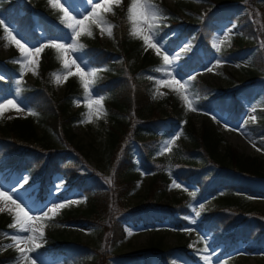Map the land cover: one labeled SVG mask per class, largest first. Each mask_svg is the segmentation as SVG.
I'll return each mask as SVG.
<instances>
[{
	"label": "rangeland",
	"instance_id": "1",
	"mask_svg": "<svg viewBox=\"0 0 264 264\" xmlns=\"http://www.w3.org/2000/svg\"><path fill=\"white\" fill-rule=\"evenodd\" d=\"M21 1L22 6H24V1L26 0ZM34 1H36V5L41 3L42 8L51 15H61L59 10L53 9L49 6L47 0ZM81 1L82 3L80 0H61L67 10L78 18H81L83 14L88 13L91 8L88 0ZM210 1L214 3L211 4ZM151 3L161 4L165 9L169 8L171 10H176L179 15L177 19L178 24L173 28L171 27L172 24L166 19L159 21V25L162 23L161 25L169 27L170 31L168 34H165L166 38L156 37L163 45V48L161 49L162 52L166 50L165 54L178 56L174 61L173 66L167 69V71L171 72L177 79L188 81V79L192 78L194 75V73L186 75V72L180 70V59L184 57L188 58V55L193 53V48L195 49L193 42L194 35L191 32L183 34L182 31H186L189 24L198 23L203 14L209 11L215 4V6H221L220 13L222 16L227 13L231 16L223 17L218 23L213 24V36L210 42L213 51L208 54V58L203 56L206 52L205 50L199 51L200 54L198 57L203 61V67L196 75L212 83L213 87L217 90L215 96L223 95L228 101L231 100L234 95L233 90L241 89L240 87L243 86L242 84L248 85L252 80H259V85L252 90H239L237 96L240 97L243 102L237 115L234 114L233 116V114H230L229 112H223L220 108L198 110L197 104L201 103L203 98L196 95L193 97L196 99L195 108L197 110L187 111L181 100L175 101L177 104L169 101L171 100L170 98L174 91L171 87L159 86V93L168 96L165 100L162 97L160 99L158 98V100L153 98L154 91L157 88L155 81L164 79V73L161 71L157 72V75L150 74L149 72H151L153 68L146 66L142 68L141 63L143 56H137L133 58V60L131 59L133 63H136L134 66V72L137 73V78L143 80L149 77V81L154 83L151 91L153 106L156 109L155 113H160L161 111V107L157 106L159 105L158 102L165 101L164 103L171 108L170 110L175 112L183 110V113L185 112V114L192 118H190V121L187 120L186 124L188 126L189 122H191L189 126L194 125L196 133L203 132L204 127H206L204 123H208L214 127L216 133H218L217 135L223 139L219 145V152H221L220 155H225L230 151L239 157L251 159L259 158L264 161V136L257 134L256 131L260 129L254 131L255 127H260L262 123H264V64L257 66L256 68L252 66L253 55L260 51L264 53V0H151ZM126 4H129L126 3V0H122L118 6L113 4L111 6L113 7L115 14H104L111 19V21L107 20V18L106 20L114 25L111 37L107 35L106 31L102 35L100 29L96 27L100 43L115 54V59L119 60H121V58L117 56L118 49L116 41L113 39V30L116 26L115 24L119 22V14L124 11V6H126ZM180 6H184L185 9L183 7L179 9ZM159 8L162 9V7ZM1 11L2 8L0 5V19L4 20ZM43 14L46 13L43 12ZM239 16L245 17L254 23L255 28H253V34L251 36L252 41L254 40L251 44L253 49H248V51L238 57L227 56L233 45L231 35L239 32L237 28L238 20L234 19ZM32 18L36 22H40L42 19L36 13L32 14ZM26 22L27 18L25 24ZM13 28L19 33V28L17 29L15 26ZM2 30L3 27L0 26V37H3L4 35ZM34 31L41 35L42 27L39 23L34 26ZM192 31L196 32L198 31V28L195 27ZM226 36L229 37L230 40H225ZM19 37H21L20 33ZM42 37L43 36H41V38ZM168 39L175 41V43H167ZM251 39L249 40L250 42ZM217 41H225L221 45L219 52L213 47L214 42ZM22 42H25L31 47L46 44L42 39L32 42L22 40ZM5 43H7V41L0 38V59L2 61L7 59L5 63L16 64L13 61L19 59L20 54L18 50L15 46L11 45L7 48L4 47ZM67 43H70V40L65 42V44ZM188 45H190V47H187V50H184L185 46ZM149 50L151 54L159 57L160 65H158L157 68H161L163 64L161 57L156 54L154 49L149 48ZM43 51L38 58L36 74L21 68L14 74V77H17V80H22L23 83L33 84L39 82L42 85V69L46 61ZM70 58L76 59L77 63L80 64L86 72L92 70L80 52H71ZM261 59L263 58L260 57V60ZM218 60L221 62L219 65L216 63ZM208 68H213V70L208 71ZM71 71H76L75 66L71 68ZM22 72H24L23 76H21ZM251 73L254 74L255 77H251ZM2 78H4V73L0 69V79ZM51 90L57 99H61L67 92V80L60 85H57L52 78ZM93 94L94 96L99 97L95 92H93ZM6 98L17 100L24 111L18 113L14 109H11L4 113L2 120L10 121L14 119L31 118L37 126L39 133L45 132L44 127L46 126L40 123L38 116L28 115V111L31 110V107L20 97L15 95L6 96ZM75 101H79L80 103L79 105L74 103L71 111L73 113L79 112L81 119L70 126V130L74 136L61 139L51 129L48 127H46V129H49L51 132L55 150L57 149L61 151L62 160H65V163H73L74 166L72 167L77 169L75 171H78V173L84 175V177L93 178L88 180L89 182L87 185H84L82 189L84 188V190L89 193L105 189L108 191L107 188L109 186L117 187V181L114 179V160L109 151L104 149L106 135L114 126V121L107 113L106 117L99 120L93 116L92 123L82 122L85 120L84 114L88 111L85 107L84 95L77 98ZM103 107L105 109L104 104ZM253 117H255V120L252 119ZM184 131V128H179L177 133L173 135L174 137L177 134H180L179 138L176 139L175 143L171 146V150L163 152L165 155H168L174 148L182 149V147H189V140L188 137H185ZM143 136V134H140L139 136L132 135L127 142L133 149V163H135V165H140L138 168L141 170V173L137 178L138 181L133 191H130V188L124 189L120 187L121 194L120 192L119 194L122 195V200L120 199V201L118 199V203L121 204H118L117 206L118 214L115 216L113 223L106 222V220H101L100 223L94 224L87 222L59 223L69 211L77 209L83 211L86 209L84 190L82 191L75 187L70 189L67 187L62 171H56L53 173L54 178L51 177V181L47 187L42 186L41 183L34 182L36 176L41 174L38 166L33 171V174L30 173L31 182L28 181V173L24 168L17 173L10 172L9 170L0 171V185L5 189H17L20 199L29 207H32L34 211L43 209L46 206H51L55 203H64L71 200L82 201L78 204H67L66 207L59 210L58 214L54 215L53 219L42 221V223L47 225L44 229L45 235L42 246L29 253V255L35 259L36 264H79L77 259L74 260L65 255H55L54 253L42 254L41 250H44V247L48 244L47 241L50 240L51 242L50 237L60 238L66 243H80L85 245L86 247L82 249L83 253L75 256H81L84 261L91 262L92 264H95L96 262L97 264H122L120 258L130 255L147 256V260H149L151 264H159L160 253L157 252H162L165 258H168L172 264H264V244H262L260 248L249 250L246 249V245H244L243 242H236L234 245L227 248L224 247L222 243H214L212 234L210 233L211 231L203 229L198 225L202 214L220 208L226 204V199L229 198V195L226 194V191L221 189L211 191L201 199H198L195 195V201L190 206L191 213L187 217L188 221L182 225L175 219L167 217L164 221L147 226L143 218L140 217L149 213L150 211L147 212V208L151 207V204L158 199V197H155V200H151L152 202H149V199L147 200V196H149L150 193L152 175L161 168H163L165 173H169V170L167 164L155 165L154 169L149 166L146 168L144 165L140 164L142 158L139 145L141 143L144 144L143 142L146 141ZM171 139L167 141H170ZM165 142H157L155 144H161L162 148ZM69 148L73 151H70ZM257 148H259L260 151H257ZM0 154L2 156L1 165L6 168H12V164L13 162H16V160L11 159L4 161L5 155L2 153ZM194 157L197 158L198 156ZM158 158H160V156H158L157 159ZM28 161L31 163L32 159H29ZM152 162L154 163V159ZM198 162L200 164L199 166L205 169V175L207 176L212 177L215 174L221 173L225 175V172L216 169L215 166H205L206 164H203L201 159H198ZM233 166V163L231 166H228L227 164L229 171L238 172L234 168L235 166ZM43 169L44 171L46 170L50 172V169L46 166H44ZM247 176L252 179L256 178V181L262 182L259 184L256 183L254 189L257 188V192L236 190L235 196L237 195L239 198L242 196L241 200L243 201L242 203L245 209L253 216L259 215L264 219V181L260 176L255 177L251 174H248ZM25 177L27 178L26 183H24L23 180ZM242 178H238V180H243ZM109 180H111V183L108 182ZM238 180L234 182H238ZM174 182L179 184L180 187H174ZM21 184L23 185L22 187L20 186ZM57 185L60 187L57 188ZM44 189H47L46 194H42ZM167 192L170 197H175L176 199L192 197L189 193L195 192L196 194L198 192V186L192 183L187 184L180 178H174L170 183ZM116 197H118V193L116 194ZM201 206L203 207L202 211H200ZM0 207H3V205L0 204ZM196 211H200L198 217L195 215ZM234 213L238 216L241 215L240 211H234ZM13 216L14 210L11 213L7 210L0 213V257L12 258V261L9 264H17V257L20 255L14 246L9 247V245L14 244L10 237L13 235H29L28 233L21 234L17 229L9 227L13 223ZM193 219L195 220V223L190 222ZM40 223L41 222H36L35 226L38 228ZM106 226L109 228H115L114 232L119 231L121 232V235L112 236L114 232H104L103 228ZM262 228H264V225L259 222L256 227V232ZM200 236H202V238ZM153 246L156 247V250H149ZM21 247H24V245H21ZM15 254L16 256H14ZM206 256L210 257L207 262L204 259Z\"/></svg>",
	"mask_w": 264,
	"mask_h": 264
},
{
	"label": "trees",
	"instance_id": "2",
	"mask_svg": "<svg viewBox=\"0 0 264 264\" xmlns=\"http://www.w3.org/2000/svg\"><path fill=\"white\" fill-rule=\"evenodd\" d=\"M1 8L4 14L11 13V23H14L19 28L22 35L27 40L32 41L39 39L38 34L32 31L35 21L32 18V14L36 13L41 17L40 24L43 27V32L46 39L59 38L64 41L67 38L69 32L64 24L59 20L60 15H51L42 8L41 3L36 5L34 0L22 1L18 0H0ZM126 6L124 11L121 12L119 23L115 24L113 30V39L116 41L118 54L121 60L115 59L109 49L103 46L99 41L98 31L95 26H92L93 36L82 35L79 38V43L84 47L79 49L82 52L84 58L87 60L92 69H98V78L95 80L92 90L105 97L103 103L108 115L114 121V126L108 131L106 135V143L104 149H107L114 160L115 171L114 179L117 181V187H108V191L99 190L95 193H89L87 195L86 209L81 211L79 209L69 211L65 214L63 219L59 223H100L101 220L113 223L115 216L118 214L117 206L118 199L122 200L120 187L133 191L137 184V178L141 173L138 168L140 165L133 163V149L127 142L132 135L143 134L144 144H140L141 151V165L146 168L149 166L154 169L155 165L167 164L169 173H165L163 168L153 173L150 183V193L147 196V200L156 201L151 204V207L147 208V214L141 216L147 225L156 222L164 221L167 217L175 219L179 224L187 222V216L190 214V206L195 201L192 197H183L176 199L170 197L167 193L168 187L174 178H180L187 184H195L198 186V192L196 197L198 199L204 198L211 191L223 190L229 195L226 199V204L220 208L208 211L201 215L199 226L203 229L209 230L213 233L216 241L223 242L228 241V244L234 242L238 236L244 235L242 227L247 225L248 229H252L256 224L260 222L264 225V219L259 215L253 216L247 211L243 205L241 197L235 196L236 190H249L257 192L256 183H262L247 176L248 174L255 177L260 176L264 181V161L259 158H243L228 151L225 155H220L219 145L223 139L217 135L214 127L208 123H204L202 133H196L194 125L187 126L186 121H190L192 118L183 113L182 111H172L171 108L166 106L165 101H159L157 105L161 107L160 113H155L156 109L153 106L152 101V86L153 82L147 79L140 80L137 78V73L134 72V66L136 63L132 62L133 58L137 56H143L141 67L153 68L150 74L157 75L156 68L159 63V57L150 53V50H145L142 40L133 38L129 35L130 23L127 21V9L130 6V0H126ZM211 4L214 2L210 1ZM32 7H31V6ZM158 7H162V11L167 17L166 20L172 24V28L177 26L178 13L176 10L164 8L161 4L155 3ZM203 14L201 20L198 23L189 24L185 33H192L194 35V47L193 53L188 55L189 57L180 59V70L189 73H197L203 67V61L198 57L200 50H205L204 57L208 58V54L213 51L211 49V39L213 36V24L219 22L221 18L230 16L229 13L224 16L220 13L221 6H215ZM184 8L180 6L179 9ZM183 10V9H182ZM46 13V14H43ZM125 12V13H124ZM27 22L25 24V20ZM107 20L111 21L108 16L105 15ZM238 23V30L233 35V45L229 50L227 56H237L244 54L252 46L254 42L249 41L252 34L254 23L249 21L245 17L234 18ZM22 23V24H21ZM162 24V23H161ZM160 24V25H161ZM158 28V36L166 38L165 34H168L170 28L161 25ZM195 27L198 31H192ZM163 36V37H162ZM167 43L173 44L175 41L171 39L167 40ZM176 45V44H175ZM46 57L45 65L43 66V84L26 83L18 85L15 80L11 79L9 71H17L20 66L12 67L5 66L7 72V79L0 80V98L8 92L16 93L20 88V97L26 102L39 117V121L44 126L51 129L61 139L70 138L72 131L70 126L75 124L80 118L79 112H72L71 109L74 105V101L78 97L84 95L83 88L80 84L79 78L76 76L68 77L67 92L61 99H57L51 90L52 73L62 71L61 62L57 59L58 53L55 49L48 47L44 51ZM260 57L263 59L260 60ZM132 59V60H131ZM252 66L257 67L264 64V53L257 52L253 55ZM254 72V71H253ZM251 77H255L251 73ZM189 91L198 97H202V102L197 104L198 110L206 109H219L223 112H229L230 114L237 115V112L242 106V100L237 96L239 90H252L259 85V80H252L248 85L241 86L239 90H233V97L228 101L223 95L215 96L217 90L213 87L212 83L204 80L200 76H195L188 79ZM258 83V84H257ZM229 93V92H226ZM168 98V96L158 95V98ZM158 98H156L158 100ZM171 100H180L175 91L171 95ZM177 104V103H176ZM175 112V113H174ZM191 118V119H190ZM44 127L45 132L39 133L37 126L31 118L28 119H14V120H2L0 118V153L5 155V160H16L12 166L15 169H19L22 166L29 169L33 174V171L38 166L41 174L36 176V181H39L42 186H47L51 181L53 173L56 171H62V174L66 178V184L71 187L81 185H87L88 179L77 175L76 169L73 168V163L67 162L57 157L59 155L55 150L54 140L51 137V132ZM179 128H184L185 137H188L189 147L174 148L168 155L161 153V144L164 141L170 139L177 133ZM260 129L257 134L264 136V123L260 127H255L254 131ZM139 138V137H138ZM46 139V140H45ZM184 139V137H183ZM222 140V141H221ZM70 151L71 148H69ZM81 153V152H80ZM160 158L157 159V157ZM194 156H198L195 158ZM29 159L32 162L29 163ZM154 159V163L152 160ZM198 159H201L205 166H215L216 169L225 172V175L215 174L212 177L205 175V169L200 167ZM0 160L2 156L0 154ZM230 163V164H229ZM234 164V168L238 171H229L227 168ZM46 166L50 169L44 171L43 167ZM240 172V173H239ZM242 176V177H240ZM242 178L243 180H238ZM119 180V183H118ZM238 182H234L237 181ZM264 183V182H263ZM120 192V194H119ZM118 193V197L116 194ZM120 195V196H119ZM125 196V195H124ZM120 200V201H121ZM123 203V201H122ZM152 209V210H151ZM235 212L240 211L241 215H236ZM179 220V221H178ZM119 221V220H117ZM104 232L108 231L113 233L115 228H109L106 226ZM237 231V232H236ZM117 234V235H116ZM121 232L115 231L112 236H120ZM258 235V236H257ZM253 236L256 240L255 243L261 244L264 237V228L259 229L258 234ZM249 236L251 239V235ZM51 249H45L43 252L54 251L55 254H65L68 257L74 259L75 253H80L85 245L80 243H66L60 238L50 237ZM56 241V242H55ZM255 241V240H253ZM53 242L55 245H53ZM65 242V243H62ZM252 242V241H250ZM156 247H151L149 250H156ZM75 250H78L75 252ZM160 251V250H159ZM162 253V252H157ZM143 255H130L121 257L122 264H149L143 260ZM12 261L9 257H0V264H7ZM79 264H92L86 262L79 257L77 259ZM97 264V262L95 263ZM160 264H172L168 258L162 257Z\"/></svg>",
	"mask_w": 264,
	"mask_h": 264
},
{
	"label": "snow or ice",
	"instance_id": "3",
	"mask_svg": "<svg viewBox=\"0 0 264 264\" xmlns=\"http://www.w3.org/2000/svg\"><path fill=\"white\" fill-rule=\"evenodd\" d=\"M91 5L90 11L86 14H83L81 18H78L71 12L67 10L61 0H47L49 6L53 9L59 10L62 14L59 16V20L66 28L70 30L69 40L70 43H60L57 41H51L47 44H42L37 47H31L25 42H22V37H19V33L11 25L5 24L3 19H0V26L3 27L4 35L3 40L7 41L4 47L15 46L19 52V59L13 61L14 63H19L21 68L27 71H31L33 74H36V67L38 65V58L45 47H51L56 50L58 53L57 59L61 62L62 70L55 73H52L51 76L57 85H60L62 82L66 81L68 77L73 75H78L80 84L84 91V100L85 107L88 111L84 114L85 120L82 122L92 123L93 116L97 120L106 117L107 112L103 107V101L105 97L94 96L92 92V86L95 83V80L98 78V69H92L90 71H85L80 64L77 63L76 59L70 58V53L75 52L84 47L83 44L79 43V38L82 35H87L91 37L93 35L92 26L100 29L101 34L103 35L105 31L109 37L112 36V29L114 25L110 24L106 18L105 13L115 14L113 7L111 5H119L122 0H88ZM127 21L130 23L129 35L133 38H138L142 40L145 50L151 48L156 51V54L161 57L163 64L161 68H157V72L164 73V79H159L155 81L157 85L156 90L154 91L153 98H158V95H163L159 93V86L171 87L178 95V98L183 102L187 111H196L195 103L196 99L193 97L191 91H189V82L182 81L177 79L172 75L171 72L167 71L168 68L172 67L174 61L178 56H170L161 51L163 45L157 40L159 21L166 19L167 17L163 11L155 4L151 3V0H130V6L127 9ZM225 40H230L229 37H225ZM225 41L214 42L213 47L217 52L220 51L221 45ZM185 46L184 50H187ZM217 65L221 62L218 60ZM75 66L76 71H71V68ZM208 71H212L213 68H208ZM24 75V72L21 73V76ZM22 80H18L17 84H21ZM21 89L18 88L16 91V96L19 97L21 94ZM79 105V101H74ZM14 109L16 112H23L24 109L20 106L17 100L8 99L6 97L0 98V118H3L4 113ZM28 115H37L34 111L29 110ZM11 118V117H9ZM255 120V117L252 118ZM180 134L174 136L170 141H166L164 146L161 148V153L170 151L171 146L175 143V140L179 138ZM255 146V145H253ZM257 151H260L257 148ZM24 183L27 182V178H23ZM111 183V180L108 181ZM23 186L22 184L20 185ZM174 187H180L179 184H173ZM60 186L57 185V188ZM193 198L195 197V192L189 193ZM82 201L71 200L64 203H55L51 206H46L43 209L34 211L32 207H29L21 199L18 193V190L15 188H3L0 185V204L3 207H0V213L7 210L8 212H13V223L9 226L17 229L21 234L28 233L29 235H13L10 239L14 242L13 245L17 252L20 254L17 257V264H36L35 259H33L29 253L35 251L36 249L42 246L44 240V229L47 226L42 223L44 220L53 219L54 215L59 213L60 209H63L67 204H78ZM203 210L201 206L200 211ZM200 211H196L195 215L198 217ZM51 214V215H50ZM36 222H41L39 227L35 226ZM191 223H195V220H191ZM24 245V247H21ZM207 250V249H205ZM205 261H209L210 257H204Z\"/></svg>",
	"mask_w": 264,
	"mask_h": 264
}]
</instances>
